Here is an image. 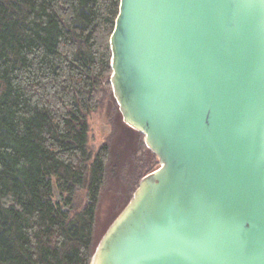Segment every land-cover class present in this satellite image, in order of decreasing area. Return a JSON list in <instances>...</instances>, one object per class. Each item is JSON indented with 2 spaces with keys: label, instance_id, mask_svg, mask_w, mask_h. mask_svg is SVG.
I'll return each mask as SVG.
<instances>
[{
  "label": "water",
  "instance_id": "95a60500",
  "mask_svg": "<svg viewBox=\"0 0 264 264\" xmlns=\"http://www.w3.org/2000/svg\"><path fill=\"white\" fill-rule=\"evenodd\" d=\"M110 48L159 167L90 264H264V0H120Z\"/></svg>",
  "mask_w": 264,
  "mask_h": 264
},
{
  "label": "trees",
  "instance_id": "16d2710c",
  "mask_svg": "<svg viewBox=\"0 0 264 264\" xmlns=\"http://www.w3.org/2000/svg\"><path fill=\"white\" fill-rule=\"evenodd\" d=\"M119 5L0 0V264H90L141 178L159 167L113 97ZM106 101L112 132L93 151L88 118ZM111 176L122 204L96 238Z\"/></svg>",
  "mask_w": 264,
  "mask_h": 264
},
{
  "label": "rangeland",
  "instance_id": "374dc122",
  "mask_svg": "<svg viewBox=\"0 0 264 264\" xmlns=\"http://www.w3.org/2000/svg\"><path fill=\"white\" fill-rule=\"evenodd\" d=\"M111 106V103L106 101L100 109L95 112H92L89 115V145L93 151L97 150V148L104 142H107L111 135V115L113 112ZM116 148L118 150L120 147L117 146ZM109 179L107 186L102 192V197L100 198L99 208L97 211V224L95 227L96 238L101 235L104 228L107 226L110 219L113 217V214L116 213V211L122 204L121 199H119L121 191H118V181L112 176ZM79 194L82 193L80 192ZM118 199L120 201H118Z\"/></svg>",
  "mask_w": 264,
  "mask_h": 264
}]
</instances>
